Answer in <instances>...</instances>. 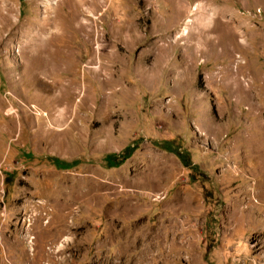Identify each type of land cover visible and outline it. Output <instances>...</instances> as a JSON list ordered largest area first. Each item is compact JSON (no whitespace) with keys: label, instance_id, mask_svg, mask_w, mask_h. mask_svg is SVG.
<instances>
[{"label":"rangeland","instance_id":"rangeland-1","mask_svg":"<svg viewBox=\"0 0 264 264\" xmlns=\"http://www.w3.org/2000/svg\"><path fill=\"white\" fill-rule=\"evenodd\" d=\"M102 2L0 0V264H264V0Z\"/></svg>","mask_w":264,"mask_h":264},{"label":"bare ground","instance_id":"bare-ground-1","mask_svg":"<svg viewBox=\"0 0 264 264\" xmlns=\"http://www.w3.org/2000/svg\"><path fill=\"white\" fill-rule=\"evenodd\" d=\"M102 0H74V4H73V7H74V10H75V13L78 14L80 13L83 18H85V20L88 22L89 18H90V14L93 13V12H96L101 6H102ZM56 7H57V3H56ZM53 11V6L50 7V9H47L46 10V14H47V17L46 18H43V19H40L38 23V27L40 29V32L37 33V36L39 38V36L41 34H45V33H56V34H51V38L54 39V41H59V40H62L65 38V35L68 33V32H72V33H76V34H80V33H83L86 31V29L90 28V24H87V25H79L78 27H76L74 25V23H76L77 21V17L76 16H73L71 17V19H65V18H60L59 15H57L56 12H52ZM180 14V13H179ZM177 14V15H179ZM96 15V14H95ZM51 16V17H49ZM78 16V15H77ZM67 17V16H66ZM182 17V16H181ZM82 18V19H83ZM179 19V18H178ZM99 20V19H98ZM180 22V21H179ZM79 23V22H77ZM91 23V22H90ZM188 24H193V22L191 20H188L187 22ZM215 23V22H214ZM190 24V25H191ZM37 25V24H36ZM176 27L179 26V24H175ZM191 27V26H190ZM223 28V26H221ZM97 28V26H96ZM188 27H184L183 30H182V35L184 36H188L190 32H188ZM221 28V29H222ZM232 29V28H231ZM233 31V30H232ZM98 32V31H96ZM87 33V32H86ZM120 34V33H119ZM118 34V35H119ZM234 34V33H232ZM121 35V34H120ZM49 36V35H48ZM88 38L89 35H87ZM94 37V35H93ZM116 37V36H115ZM121 37V36H120ZM44 38V37H43ZM82 40L84 41L85 37H81ZM214 38V37H213ZM212 38V39H213ZM217 38V37H216ZM215 38V39H216ZM34 39V38H33ZM211 39V40H212ZM42 41V39H40ZM119 40V38H118ZM40 41V43H41ZM94 41V40H93ZM213 41V40H212ZM39 42V41H37ZM89 42V41H88ZM39 43V44H40ZM92 43V42H91ZM42 44V43H41ZM40 47V46H39ZM42 51L45 50V47H42ZM88 48V47H87ZM41 49V47L39 48ZM102 50V49H101ZM104 50V49H103ZM54 51V50H53ZM50 52V51H49ZM43 54H45L44 52H42ZM48 53V52H47ZM103 53V52H102ZM230 53V52H229ZM224 54V53H223ZM222 54V55H223ZM100 55V54H99ZM102 55V54H101ZM231 58V57H230ZM147 71V70H146ZM258 194V193H256ZM262 195V194H260ZM258 197V195L256 196ZM250 198V197H249ZM255 198V197H254ZM251 199V198H250ZM242 216V215H241Z\"/></svg>","mask_w":264,"mask_h":264},{"label":"trees","instance_id":"trees-1","mask_svg":"<svg viewBox=\"0 0 264 264\" xmlns=\"http://www.w3.org/2000/svg\"><path fill=\"white\" fill-rule=\"evenodd\" d=\"M171 142H163L160 146H157L159 149L167 152V153H171L178 161L179 163L184 167H188V163L186 162L185 160V156L184 154L178 152L176 149H173L171 148L169 145H170ZM127 156H124L122 157L118 164H121L124 162V160H126ZM115 159V156H110L108 158H106V162L111 166L113 167V164H112V161ZM117 164V165H118ZM71 167L70 164H62L59 169H62V170H66V169H69Z\"/></svg>","mask_w":264,"mask_h":264}]
</instances>
